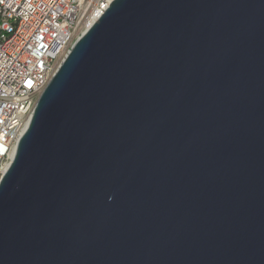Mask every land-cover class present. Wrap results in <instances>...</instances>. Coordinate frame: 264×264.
Here are the masks:
<instances>
[{"label": "water", "instance_id": "obj_1", "mask_svg": "<svg viewBox=\"0 0 264 264\" xmlns=\"http://www.w3.org/2000/svg\"><path fill=\"white\" fill-rule=\"evenodd\" d=\"M0 264H264V0H113L0 180Z\"/></svg>", "mask_w": 264, "mask_h": 264}, {"label": "built area", "instance_id": "obj_2", "mask_svg": "<svg viewBox=\"0 0 264 264\" xmlns=\"http://www.w3.org/2000/svg\"><path fill=\"white\" fill-rule=\"evenodd\" d=\"M112 2L0 0V180L41 93L88 22Z\"/></svg>", "mask_w": 264, "mask_h": 264}, {"label": "bare ground", "instance_id": "obj_3", "mask_svg": "<svg viewBox=\"0 0 264 264\" xmlns=\"http://www.w3.org/2000/svg\"><path fill=\"white\" fill-rule=\"evenodd\" d=\"M99 16H100V14H98V15H96V16H94L93 18H92V20H90L89 22H88V27H90L98 18H99Z\"/></svg>", "mask_w": 264, "mask_h": 264}]
</instances>
